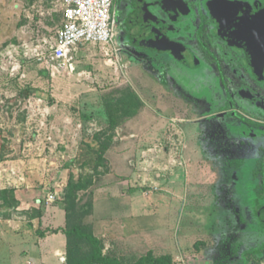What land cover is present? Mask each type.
I'll return each mask as SVG.
<instances>
[{
  "label": "rangeland",
  "instance_id": "obj_1",
  "mask_svg": "<svg viewBox=\"0 0 264 264\" xmlns=\"http://www.w3.org/2000/svg\"><path fill=\"white\" fill-rule=\"evenodd\" d=\"M61 19L60 0H0V264L69 263L66 199L79 181L90 186L77 209L90 195L94 209L73 223L92 225L106 255L214 262L235 229L216 215L242 202L217 188L216 154L197 120L204 111L118 37L60 65L51 51ZM190 60L178 74L208 93L213 79Z\"/></svg>",
  "mask_w": 264,
  "mask_h": 264
},
{
  "label": "flooded vegetation",
  "instance_id": "obj_2",
  "mask_svg": "<svg viewBox=\"0 0 264 264\" xmlns=\"http://www.w3.org/2000/svg\"><path fill=\"white\" fill-rule=\"evenodd\" d=\"M114 11L116 38L151 56L169 88L204 111L217 188L242 202L216 215L235 229L207 264H264V0H116ZM187 58L213 79L208 93L178 74Z\"/></svg>",
  "mask_w": 264,
  "mask_h": 264
},
{
  "label": "built area",
  "instance_id": "obj_3",
  "mask_svg": "<svg viewBox=\"0 0 264 264\" xmlns=\"http://www.w3.org/2000/svg\"><path fill=\"white\" fill-rule=\"evenodd\" d=\"M115 1L62 0L63 20L53 39L52 59L63 65L71 62L82 45L115 42ZM50 199L53 201L56 196Z\"/></svg>",
  "mask_w": 264,
  "mask_h": 264
},
{
  "label": "trees",
  "instance_id": "obj_4",
  "mask_svg": "<svg viewBox=\"0 0 264 264\" xmlns=\"http://www.w3.org/2000/svg\"><path fill=\"white\" fill-rule=\"evenodd\" d=\"M109 145H105L101 148V162L104 163V154L107 151ZM82 182L78 183H69L68 184V198L66 199L69 202L70 212L68 213V224L71 226L67 230L69 236V263L68 264H128L123 262L121 259L115 256L106 255L102 247V239L99 238L94 230L92 225H85L82 222L73 223V217L76 214H79L81 218H84L90 215L94 209L93 197L90 195V198L83 206L82 210L79 211L76 206V201L80 190H88L90 184L81 185ZM80 212V213H79ZM45 233H42L44 235ZM74 238H76L74 240ZM86 241L90 243V252L87 255L81 256V247L79 246L81 242ZM165 264L164 259L154 257L152 254L145 255L141 257L138 261L133 264Z\"/></svg>",
  "mask_w": 264,
  "mask_h": 264
},
{
  "label": "crops",
  "instance_id": "obj_5",
  "mask_svg": "<svg viewBox=\"0 0 264 264\" xmlns=\"http://www.w3.org/2000/svg\"><path fill=\"white\" fill-rule=\"evenodd\" d=\"M60 1H61V12H62V19H61V22H62V20H63L62 0H60ZM61 22H60V23H61ZM111 44H112V43H111ZM87 45H90V44H87ZM84 46H85V45L80 46V47L78 48V50L76 51V53H78V52L81 50V48L84 47ZM185 156H186V155H185ZM191 156H192V155L189 154V157H188V158L190 159ZM186 158H187V157H186ZM185 160H186V159H185Z\"/></svg>",
  "mask_w": 264,
  "mask_h": 264
}]
</instances>
